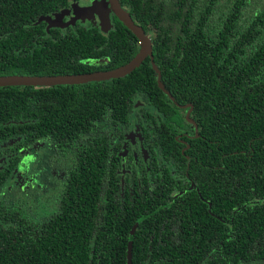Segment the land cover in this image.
Wrapping results in <instances>:
<instances>
[{
    "label": "trees",
    "instance_id": "trees-1",
    "mask_svg": "<svg viewBox=\"0 0 264 264\" xmlns=\"http://www.w3.org/2000/svg\"><path fill=\"white\" fill-rule=\"evenodd\" d=\"M118 1L148 36L155 67L147 57L117 79L0 87V264H127L130 240L132 264H264V0ZM45 2L50 13L68 0ZM113 18L108 35L80 27L54 44L5 12L0 76L128 64L138 39ZM14 45L34 58L12 61ZM134 122L149 163L123 178L106 136L115 142ZM8 147L16 157L3 160ZM43 147L74 163L59 214L35 224L6 187ZM186 175L195 189L182 187ZM104 198L116 204L100 210Z\"/></svg>",
    "mask_w": 264,
    "mask_h": 264
},
{
    "label": "flooded vegetation",
    "instance_id": "flooded-vegetation-1",
    "mask_svg": "<svg viewBox=\"0 0 264 264\" xmlns=\"http://www.w3.org/2000/svg\"><path fill=\"white\" fill-rule=\"evenodd\" d=\"M95 0H68L66 7H61L55 11H52L50 13H47L45 9V0H0V17L4 15L5 12H9L10 14V21L14 20L21 21L22 24H20L19 29L24 27V25L27 26H34L38 27V29L35 31V34L39 37L41 34H43L44 40H47V38L52 35V37H56V39H53L51 42L54 44H60L65 43L63 40L58 39V36L63 37L65 34L74 35L77 34L80 27L89 28L92 26L93 28H96L99 30V28L94 25L93 23L89 22L88 19L81 21V20H74L71 24H69L73 17H75L76 9L78 8H86L89 7L92 2ZM34 9V12L32 11ZM39 10H44L46 13H37ZM35 14V15H34ZM91 18V17H90ZM113 14H110V21H111V29H113ZM43 31V33L41 32ZM100 31V30H99ZM109 31V32H110ZM14 26H10V29L7 33H15ZM5 32H1L0 34H3ZM35 42V41H34ZM39 44L41 40H38ZM50 42V43H51ZM47 43H42L41 47H38L42 50H46L45 47ZM17 47V48H16ZM25 45H19V46H12L11 50L9 51V55L12 56V61H18V62H30L31 59L34 58V56L31 55V49L25 50ZM37 49V48H36ZM34 49V50H36ZM2 59V57L0 56ZM66 76V75H62ZM44 78V77H54V76H14V75H3L0 76V78ZM62 86V85H57ZM7 87V86H3ZM12 87V86H8ZM21 87V86H18ZM28 87H35V88H46V86H28ZM54 87V86H50ZM141 107V106H140ZM107 138V144H106V150L108 152V163H110V167H114L116 170V175H122L123 178L127 173H131L134 167H140V165L144 163H149V155L147 154V151L144 148V140L142 133L137 129L135 122L132 124V130H130L128 133L125 132L123 138L117 139L115 142H112L113 135L108 134L106 136ZM116 145V146H115ZM6 149V148H5ZM10 147L7 148L5 156L2 158L4 159H10L15 158V153L9 151ZM56 155L59 158H62L66 161L64 166V171L62 173V182L60 185V190L57 197V203L56 207L52 209H47L44 205H41L42 207V213L45 214V218L39 217L38 219L34 215H28L29 218H31L33 223L35 224H46L50 220L54 219L59 214L60 205L62 203V195L66 189L67 185V178L69 176L70 171L73 168L74 163V154L70 153L67 150H58L57 148H51L49 151L43 149L37 150L33 155L32 158L23 161V171L20 173V177L22 175V172L30 173V178L24 179V181L18 185V190L21 193H24L26 197H29L32 201H38L40 195L37 193H34L33 191H30V187L32 186L33 181H41V186H44L45 183L43 181V173L46 172L48 169L45 167L44 169H37V166L40 163L46 164V159L51 156ZM130 158H132L130 160ZM37 160V161H36ZM46 166V165H45ZM32 168V169H31ZM148 168H146L147 170ZM111 171V169L109 170ZM142 177H140L141 179ZM186 181L182 183V187L187 186L188 190L195 189V184L192 183V180L188 178V176H185ZM140 179H138V182H140ZM15 181V178H14ZM141 183V182H140ZM177 187V186H176ZM5 190V189H4ZM6 195H16L15 191V185L9 184L6 187ZM111 195V194H110ZM114 199L116 200L117 196L112 195ZM106 202H112L113 204H116L115 201H110L107 198H104L100 200V202L96 203L97 207L100 210H104V207L100 205V203L106 204ZM137 226L140 224V220L136 221ZM135 223V224H136ZM134 227V226H133ZM132 227V228H133Z\"/></svg>",
    "mask_w": 264,
    "mask_h": 264
},
{
    "label": "water",
    "instance_id": "water-1",
    "mask_svg": "<svg viewBox=\"0 0 264 264\" xmlns=\"http://www.w3.org/2000/svg\"><path fill=\"white\" fill-rule=\"evenodd\" d=\"M75 17L72 18L71 24L74 20L84 21L90 17L98 16L101 18L110 17L112 13L117 17L124 26H126L138 39L139 51L135 57L126 65L102 72L80 75H66L54 76L44 78H0V87L3 86H57V85H77L88 82L106 81L109 79H117L134 71L147 58L150 57L152 62V48L151 42L144 30L136 25L131 17L121 7L118 0H95L89 7L76 9ZM152 66L153 65L152 62ZM159 75V74H158ZM160 77V76H159ZM137 223L131 229L130 234H133ZM127 264H132V240L129 241L127 247Z\"/></svg>",
    "mask_w": 264,
    "mask_h": 264
},
{
    "label": "rangeland",
    "instance_id": "rangeland-1",
    "mask_svg": "<svg viewBox=\"0 0 264 264\" xmlns=\"http://www.w3.org/2000/svg\"><path fill=\"white\" fill-rule=\"evenodd\" d=\"M89 22L96 25L103 35H108L111 29L110 17L101 18L98 16H93L88 19ZM21 156V154H20ZM37 161V160H36ZM66 161L59 158L56 155H51L46 159L45 163H40L37 169L47 167V171L43 174L44 186H41V181H33L30 191L40 195L38 201H32L29 197H26L24 193L19 192L18 185H20L24 179L30 178L31 171L29 173L22 172L21 177H15V181L11 183L15 185L16 195L13 202L24 204L22 211L28 215H34L37 219L41 216L45 218V214L42 213L41 205H44L47 209H52L56 207L57 197L60 190V185L62 182V173L64 171ZM46 165V166H45ZM32 169V168H31ZM17 205V204H16Z\"/></svg>",
    "mask_w": 264,
    "mask_h": 264
}]
</instances>
